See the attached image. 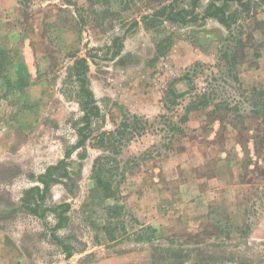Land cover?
I'll return each instance as SVG.
<instances>
[{
	"label": "rangeland",
	"instance_id": "rangeland-1",
	"mask_svg": "<svg viewBox=\"0 0 264 264\" xmlns=\"http://www.w3.org/2000/svg\"><path fill=\"white\" fill-rule=\"evenodd\" d=\"M193 1L0 0L7 74L27 80L13 91L0 78V264H264V0L233 5L227 25L204 17L210 0L185 24L144 19ZM87 57L102 112L89 127L72 77ZM124 120L128 141L94 146ZM82 129L93 134L67 159L72 179L58 171L42 208L69 205L56 230L24 194ZM97 159L112 168L98 181Z\"/></svg>",
	"mask_w": 264,
	"mask_h": 264
},
{
	"label": "trees",
	"instance_id": "trees-1",
	"mask_svg": "<svg viewBox=\"0 0 264 264\" xmlns=\"http://www.w3.org/2000/svg\"><path fill=\"white\" fill-rule=\"evenodd\" d=\"M201 1L202 0L193 1L192 12H189L187 7L182 10H176L172 4H169V6H165L161 10H156L152 16H146L144 17V19L150 21L154 17L158 18L159 15V17L165 18L168 21H172L175 23L181 22L185 24L189 19L188 17H191V15L195 13ZM210 1L211 3L208 4L207 9L205 10L204 13V17L217 19L222 25H227L228 21L237 19V17L235 16L236 12L234 13L231 12L233 5L236 4L238 5V7L240 6L242 10L246 9L247 11L249 9V6L245 3L246 0H210ZM237 10L238 9H236V11ZM228 12L230 13V16L228 15ZM136 24H138L137 21ZM121 40L122 39L120 37H116L114 39V45L117 47L116 52H114L112 56L114 59L119 55H121L122 53L123 48L122 45L119 44ZM12 62H16L12 52L7 48H0V78H2L5 81L6 86L8 87L11 86V88L14 91L16 88H18V85H16L15 88V86H13L12 84L13 80H15L18 84L19 83L24 84L27 82V80H23L21 76L18 74V72L15 74L16 79L15 78L13 79L11 75L7 74V71H9L7 67L8 65H11ZM23 67L25 68V65H23ZM88 68H89L88 57L87 59L82 58L76 60L74 66L72 67V69L74 70L72 77L78 80L81 83V87H82L81 94L83 95V99L80 100V103L82 105V110L84 112V122H85L84 125L86 127H89L91 125L92 118H99V119L101 118V111L97 106V102L95 100L94 94L88 87V74H87ZM28 78L31 79V76L29 75ZM170 94L172 96L170 97V100L171 101L174 100L172 102L173 103L172 107L175 108L180 106L181 104H179L180 103L179 101L180 99H182L184 94H178L175 88L170 89ZM204 101L205 104L209 103V100L206 98V96H204ZM196 107L197 106H195L194 102H191L189 105H187L185 112L194 111L195 109H197ZM185 118L186 120L188 119L186 116H182L180 121L186 122ZM127 122H128L127 120H124L118 130L112 132L104 131L96 135L94 138V142H95L94 146L98 149H105L107 148V146L109 147L110 144H114V143L116 144V142L118 144L123 140L128 141V136L126 135L130 125ZM174 127L177 128L175 124ZM92 134L93 131L85 132V129H82L80 133L81 140L71 150H69L66 153L64 160L58 162L55 165L49 166L44 172V174H42L39 177L40 186H34L28 189L24 194L23 208L27 210L29 214L38 216L42 219L46 218L47 212H51L55 214L56 219L58 221V223L55 226L56 230L63 228L65 222H67L68 220L66 216H63L62 212H59V209H62L64 207L69 208V205L61 204L54 208H44V209L42 208L45 206V201L48 195L51 193L52 187L59 184L62 181L61 176L57 175L56 173L60 170H64L66 172L65 175L67 177H70L73 174L68 172L67 159H69L76 150H78L81 147H84L83 145L90 139ZM83 156H85V154ZM104 162L105 160L102 159L101 160L97 159L95 162V172L97 173L96 174L97 181L99 178H101L100 174H102L101 172L105 171V169L107 172H110V169L112 170V168L106 162L105 163ZM80 174L81 173L79 172V176ZM65 175L64 177H66ZM68 179L71 180L72 177ZM103 185L104 183L102 184L101 182H99V186H103ZM105 188L108 191H110L111 189L110 187L104 186V189ZM106 194H107L106 196H110V197L111 195H113L112 193L108 194L107 192ZM112 213H114V210ZM56 240L61 246H64V242L60 238L56 237ZM201 254L202 252L199 251L198 257H201ZM71 256L72 253L68 252L67 258H70Z\"/></svg>",
	"mask_w": 264,
	"mask_h": 264
},
{
	"label": "crops",
	"instance_id": "crops-1",
	"mask_svg": "<svg viewBox=\"0 0 264 264\" xmlns=\"http://www.w3.org/2000/svg\"><path fill=\"white\" fill-rule=\"evenodd\" d=\"M23 61L25 62V60H23ZM25 63H26V62H25ZM25 63H24V64H22V65H25V67L27 68V64H25Z\"/></svg>",
	"mask_w": 264,
	"mask_h": 264
},
{
	"label": "flooded vegetation",
	"instance_id": "flooded-vegetation-1",
	"mask_svg": "<svg viewBox=\"0 0 264 264\" xmlns=\"http://www.w3.org/2000/svg\"><path fill=\"white\" fill-rule=\"evenodd\" d=\"M97 101V100H96ZM98 106V105H97ZM99 107V106H98ZM100 109V108H99ZM101 111V110H100ZM102 113V112H101ZM89 132V131H88ZM72 148H73V146H72Z\"/></svg>",
	"mask_w": 264,
	"mask_h": 264
}]
</instances>
